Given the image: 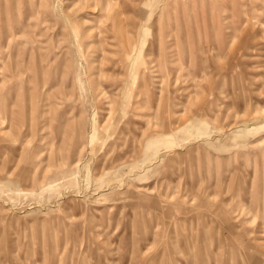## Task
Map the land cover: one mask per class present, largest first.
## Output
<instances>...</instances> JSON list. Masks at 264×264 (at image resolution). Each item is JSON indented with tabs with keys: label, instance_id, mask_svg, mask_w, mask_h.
I'll return each instance as SVG.
<instances>
[{
	"label": "rangeland",
	"instance_id": "obj_1",
	"mask_svg": "<svg viewBox=\"0 0 264 264\" xmlns=\"http://www.w3.org/2000/svg\"><path fill=\"white\" fill-rule=\"evenodd\" d=\"M0 264H264V0H0Z\"/></svg>",
	"mask_w": 264,
	"mask_h": 264
}]
</instances>
